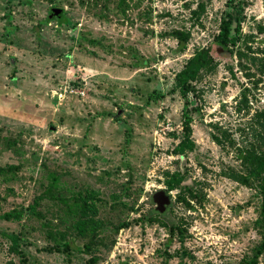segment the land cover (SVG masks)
<instances>
[{
    "label": "rangeland",
    "instance_id": "rangeland-1",
    "mask_svg": "<svg viewBox=\"0 0 264 264\" xmlns=\"http://www.w3.org/2000/svg\"><path fill=\"white\" fill-rule=\"evenodd\" d=\"M226 9L227 0H0V231L21 237L17 252L0 232V264H264V197L258 182L235 178L247 173L243 155L264 147V0L235 11L234 52L213 51L216 70L189 94L196 146L173 152L185 102L176 74L213 41ZM176 30L190 34L184 51ZM177 170L194 197L188 208L172 191L161 216L171 229L148 213ZM80 196L106 229L71 225ZM35 200L40 216L28 208ZM13 209L21 220L1 217Z\"/></svg>",
    "mask_w": 264,
    "mask_h": 264
},
{
    "label": "trees",
    "instance_id": "trees-1",
    "mask_svg": "<svg viewBox=\"0 0 264 264\" xmlns=\"http://www.w3.org/2000/svg\"><path fill=\"white\" fill-rule=\"evenodd\" d=\"M201 9H204V3L199 5ZM243 0H227V9L224 11V14L221 19L220 31L214 37L213 41L208 45L199 47L196 49L194 55L188 59L185 66L176 74V86L180 91L181 96L185 100L183 106V134L181 135L179 142L175 146L173 152L176 154L184 155L188 151H192L196 142L194 141L193 134V126L192 122L194 120L193 110L195 107L190 105L189 94L190 92L196 91L195 82L201 80L204 75L209 72H213L216 70L217 61L213 55V51L218 53L221 52H230L231 54L234 52L232 46H236L238 41L240 40L241 30L240 26L233 25V19L238 10H242ZM55 8V7H53ZM52 8V9H53ZM64 12V11H63ZM52 13V10H51ZM64 14V13H63ZM65 15V14H64ZM64 15L58 17L60 21H63ZM51 19V17H48ZM176 38L179 40V51H184L187 47V42L189 38V33L183 30H176L174 32ZM239 55L242 56L243 53L239 50ZM264 115V112H261V116ZM264 142V134L262 137ZM243 158L246 163L247 173L245 175L235 174V178L243 183L252 185L255 182H258V186L260 187V192L264 197V147L259 149H252L243 155ZM0 171L3 172L4 169L0 167ZM165 191L171 194L172 200V191L179 190L177 194V201H181L186 207H191L190 199L187 198L188 194L191 197H194L193 188L188 186L189 174L187 172H183L180 170L171 172L166 171L165 173ZM58 185V181L56 177L52 178L50 188L48 191V196L56 197L57 193L55 188ZM42 198V197H40ZM39 198V199H40ZM172 202V201H171ZM39 204L38 200H35L33 204H31L28 208L30 209L33 215L40 216V212L37 210V205ZM74 216L71 221L72 226H76L81 232H85L88 230L89 232H96L99 227L103 230L107 228V225L99 222L97 219L88 216L89 212L93 215L96 213L95 204L89 202L88 198H84L80 196V199H74ZM78 210V211H76ZM89 210V211H87ZM160 211H149V219H153L154 217H158V220L163 224L171 226V229H174L173 224H168L166 220H164L161 216H165ZM262 218L264 219V199L262 202ZM24 211L19 209H13L9 212L4 213L1 217L7 220H21L24 216ZM262 221V220H261ZM261 229L264 231V220L263 222L258 223ZM178 227V226H176ZM1 234L12 241L13 249L17 252H20V240L21 237L16 232H7L0 231ZM95 234V233H94ZM65 245L68 248H71L72 245L65 241ZM264 250V234L263 241L259 245V252ZM93 261V260H92Z\"/></svg>",
    "mask_w": 264,
    "mask_h": 264
},
{
    "label": "water",
    "instance_id": "water-1",
    "mask_svg": "<svg viewBox=\"0 0 264 264\" xmlns=\"http://www.w3.org/2000/svg\"><path fill=\"white\" fill-rule=\"evenodd\" d=\"M63 15V9L55 7L52 9L51 17H61ZM154 201L157 203L156 209L163 212L167 205L171 204V194L165 190H160L154 194Z\"/></svg>",
    "mask_w": 264,
    "mask_h": 264
}]
</instances>
